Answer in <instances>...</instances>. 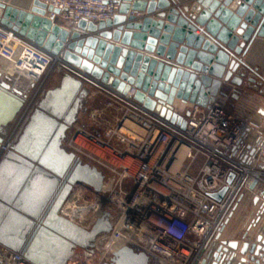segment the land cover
<instances>
[{
    "label": "water",
    "instance_id": "obj_1",
    "mask_svg": "<svg viewBox=\"0 0 264 264\" xmlns=\"http://www.w3.org/2000/svg\"><path fill=\"white\" fill-rule=\"evenodd\" d=\"M172 2L122 0L112 19L81 20L83 35L47 17V12L59 14L60 10L40 0H34L29 10L0 0V21L5 26L47 51L62 52L70 68L61 85L44 94L18 142L6 154L48 178L44 192L33 200L28 196L29 185L23 183L19 188L24 191L12 198L0 196V242L31 263L67 264L78 248L111 229L106 217L86 230L60 214L75 183L100 190L104 181L97 167L62 147L89 93L85 82L123 94L134 90L136 102L185 128L176 99L210 107L219 94L226 95L230 84L241 87L247 79L255 81L248 77L254 69L243 58L257 37L264 38V0H196L191 7ZM135 12L147 15L138 18ZM27 100V94L0 72V148L9 124ZM259 114L255 119L261 121L264 109ZM225 191L213 196L221 199ZM212 257V264H231L237 257V264H264V234L254 241L223 240ZM149 261L146 253L126 246L106 264Z\"/></svg>",
    "mask_w": 264,
    "mask_h": 264
},
{
    "label": "built area",
    "instance_id": "obj_2",
    "mask_svg": "<svg viewBox=\"0 0 264 264\" xmlns=\"http://www.w3.org/2000/svg\"><path fill=\"white\" fill-rule=\"evenodd\" d=\"M40 1L60 10L47 17L83 35L81 20L112 19L122 2ZM59 62L70 69L62 52L47 51L0 21V72L13 87L29 97L28 83L44 82ZM112 91L111 108L117 104L125 110L117 124L102 133L76 127L69 140L83 163L104 174L103 185L97 190L75 183L60 210L83 229L91 230L104 217L111 229L78 248L67 264H106L126 246L146 253L150 264H206L244 201L253 217L237 240L264 234V212L259 214L264 210V115L255 119L264 109L263 93L230 84L210 107L183 103L176 109L186 120L182 128L136 102L134 90ZM8 141L4 138L0 152ZM224 188L221 199L213 196ZM0 264L33 263L0 242Z\"/></svg>",
    "mask_w": 264,
    "mask_h": 264
},
{
    "label": "crops",
    "instance_id": "obj_3",
    "mask_svg": "<svg viewBox=\"0 0 264 264\" xmlns=\"http://www.w3.org/2000/svg\"><path fill=\"white\" fill-rule=\"evenodd\" d=\"M33 1L34 0H6V3L12 4L21 9L29 10L33 6L32 5ZM172 1H173L172 2L173 6L176 5L178 7H184V6L191 7L196 0H172ZM158 11L159 10H157L156 12ZM130 13L133 14V12ZM135 13H136L135 15L138 18L147 15L146 12H139V14H137L138 12ZM48 15L49 14H47V16ZM152 17L156 18L155 15H152ZM60 22H62V20H60ZM244 61L254 69L253 71H250L248 77L254 78L255 81H250L249 79H247L245 80L243 86L239 88L242 90H247L253 94H259V95L262 94V91H264V79H262V77H264V38L257 37L255 39L254 43L251 45L246 56L244 57ZM68 72H70L69 69L66 68L64 65H62L61 69H59V74L53 75L54 79H57L58 84L56 86H52L48 88V90L59 87L61 85V81L63 77ZM53 76L51 78H53ZM28 85L31 87L35 86L34 84H29V83ZM85 86L89 88V93L85 97L86 99L93 100L95 97L100 96V94L101 96L110 99V97L112 98V96L115 95L112 90L105 89L96 83L85 82ZM85 98H84V103L86 102ZM175 105L176 107H178V110H180L183 103L181 100L176 99ZM62 147L65 148L63 142H62ZM66 151L68 152L67 149ZM6 154L0 160V196L6 198H12L16 193L18 192L20 193L24 191V188L21 189L19 188L20 184L22 183L24 185H29L28 196H31L30 198L32 200L36 198V196H38L40 193L44 192L47 185L46 179L48 178L44 175H41L40 172H37L34 168H31L28 165H26V163H24L23 161H20L14 157H10V156L7 157ZM243 208H245L246 213H248L247 215L248 219L245 222V225H247L248 223L247 221L253 217L252 211L254 210L249 207L247 201H244L243 203H241L239 209H237L235 214L238 213V210L240 211V209ZM245 225L241 224L239 228L237 226L236 227L232 226L231 228L227 227L223 234V239L225 240L240 239L245 232V228H246ZM219 244L220 242L217 243L215 247H213V252L216 250ZM212 262H213V257L212 255L209 254L207 256L206 264H212ZM238 262H239V257L235 258L231 264H237Z\"/></svg>",
    "mask_w": 264,
    "mask_h": 264
},
{
    "label": "rangeland",
    "instance_id": "obj_4",
    "mask_svg": "<svg viewBox=\"0 0 264 264\" xmlns=\"http://www.w3.org/2000/svg\"><path fill=\"white\" fill-rule=\"evenodd\" d=\"M62 63H56L51 69L48 77L41 84L37 83L34 87L29 86L28 89V100L17 114L13 122H11L6 130V135L4 136L5 141L9 139L10 146L6 147L3 152H0V160L11 148V146L18 142L21 134L23 133L26 125L30 121V116L33 114L34 110L38 107L39 102L43 98L44 94L48 88L56 86L58 84L57 79H54L53 75L59 74V69H61ZM53 76V78H51ZM88 98V97H87ZM83 107L79 110L77 115V121L71 126L67 131L68 135L63 140L64 147L68 152H74L75 150L70 147L69 140L71 135L74 133L76 127H82L90 132L102 133L104 130H107L110 127H113L117 124L118 119L123 115L125 110L120 109L116 104L115 108H111L110 101L107 97L98 96L93 100L86 99ZM30 104V105H28ZM96 114V116L92 115ZM83 160H86L84 156H81ZM250 211V210H249ZM248 213H246L245 208L238 210V213L235 214L228 224V228L232 226L240 227L241 224L245 225ZM248 223L250 220L247 221ZM247 223V224H248ZM243 226V225H242ZM247 226V225H245ZM244 227V226H243ZM108 261L107 263H110Z\"/></svg>",
    "mask_w": 264,
    "mask_h": 264
},
{
    "label": "bare ground",
    "instance_id": "obj_5",
    "mask_svg": "<svg viewBox=\"0 0 264 264\" xmlns=\"http://www.w3.org/2000/svg\"><path fill=\"white\" fill-rule=\"evenodd\" d=\"M38 141H40V138H38ZM1 149V148H0Z\"/></svg>",
    "mask_w": 264,
    "mask_h": 264
},
{
    "label": "flooded vegetation",
    "instance_id": "obj_6",
    "mask_svg": "<svg viewBox=\"0 0 264 264\" xmlns=\"http://www.w3.org/2000/svg\"><path fill=\"white\" fill-rule=\"evenodd\" d=\"M67 137V136H66Z\"/></svg>",
    "mask_w": 264,
    "mask_h": 264
}]
</instances>
